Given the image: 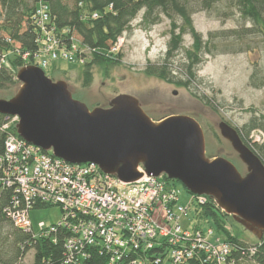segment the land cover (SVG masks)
<instances>
[{
    "label": "built area",
    "instance_id": "obj_1",
    "mask_svg": "<svg viewBox=\"0 0 264 264\" xmlns=\"http://www.w3.org/2000/svg\"><path fill=\"white\" fill-rule=\"evenodd\" d=\"M35 20L44 38L34 65L45 70L58 60L84 63L77 55L85 50L77 41L63 45L53 28L46 30L47 5L38 7ZM253 137L264 140L260 134ZM140 171L144 174L140 180L124 183L95 164L67 163L10 134L0 152V203L3 193L11 194L14 205L4 211L5 216L34 238L57 243L63 235L68 264H86L93 258L104 264H182L196 253H204L207 263L224 264L230 256L229 243L216 238L213 230L205 233L182 225L190 207L179 205L174 181L148 176L142 167ZM194 197L196 206L207 201L205 196ZM45 207H59L62 219L52 226L39 224L36 234L31 213Z\"/></svg>",
    "mask_w": 264,
    "mask_h": 264
},
{
    "label": "trees",
    "instance_id": "obj_2",
    "mask_svg": "<svg viewBox=\"0 0 264 264\" xmlns=\"http://www.w3.org/2000/svg\"><path fill=\"white\" fill-rule=\"evenodd\" d=\"M219 1L222 0H32L30 5H26L21 0H0V21H3L0 25V92L18 86V71L26 64L36 63L35 56L40 52V39L44 38V32L35 16L42 3L49 8L50 22L46 30L53 28L63 45L70 47L77 41L85 50L77 55L84 61L81 67L84 87H90L93 82V67L110 68L122 63V48L116 51L113 48L119 45L125 33L132 30V22L144 12L140 23L144 29L160 24L162 18L172 21L165 57L157 64L147 66L144 73L167 84L188 89L193 97L217 112L213 100H205L191 91L198 85L196 69L203 63V57L213 55V50L232 52L236 47L233 39L244 41L252 34L261 37L264 50V0H227L240 15V20L251 25L249 28L213 32L206 41L196 32L192 21L193 14L200 11L196 4L200 3L201 10H210ZM94 15L97 17L94 18ZM175 18L183 22L181 26L175 22ZM185 35L192 37L193 45L185 50V64L180 66V73L176 75L177 67L173 59L182 49ZM26 54L28 59L25 60L23 57ZM260 73L256 71L251 77V86L255 89L264 88V76L261 77ZM235 129L244 144L264 163V140L253 142L254 134H260L264 139V115L253 116L242 129ZM10 134L18 136L16 123L12 118L0 115V152ZM3 196L0 203V264H22L31 249L35 251L33 264H68L64 236L59 235L58 242L54 243L50 238H34L16 228L4 214L14 205L11 194L3 193ZM194 214V231L202 230V223L213 221L218 232L227 236L224 242L230 244L231 251L224 264H264V240L249 244L231 234L221 218L228 216L212 200L207 198L204 205H197ZM196 255L182 264H214L205 262L207 256L204 253ZM86 264L104 263L101 259L93 258Z\"/></svg>",
    "mask_w": 264,
    "mask_h": 264
},
{
    "label": "water",
    "instance_id": "obj_3",
    "mask_svg": "<svg viewBox=\"0 0 264 264\" xmlns=\"http://www.w3.org/2000/svg\"><path fill=\"white\" fill-rule=\"evenodd\" d=\"M14 97L0 99V115L18 118V136L70 164H95L124 183L166 176L195 196H205L237 224L264 240V163L226 122L218 131L241 163L206 157L205 133L189 116L156 123L134 96L119 95L90 110L73 98L66 82L37 66L18 71ZM176 94V92H175Z\"/></svg>",
    "mask_w": 264,
    "mask_h": 264
},
{
    "label": "rangeland",
    "instance_id": "obj_4",
    "mask_svg": "<svg viewBox=\"0 0 264 264\" xmlns=\"http://www.w3.org/2000/svg\"><path fill=\"white\" fill-rule=\"evenodd\" d=\"M21 1L26 5L32 2V0ZM196 5L200 11L193 14L192 21L194 29L205 41L213 32L239 31L251 26L240 20V15L227 0L219 1L214 5V9L210 10H201L200 3ZM143 14L144 12H141L138 15L131 24L132 30L122 37L119 46L122 48V63L110 68L93 67V82L90 87L83 86L81 73L83 64L80 62L58 60L52 68L45 69L47 77L54 81L66 82L73 98L84 103L90 110L108 107L110 101L119 95H130L140 100L144 111L156 123L171 116H189L200 124L205 133L206 157L210 160L219 157L227 159L245 175L246 167L229 143L221 138L218 125L224 121L234 128L242 129L253 116L264 115V88L255 89L251 86V77L256 71L261 72V77L264 76V50L261 37L252 34L244 41L233 39L236 46L234 51L222 53L212 49L213 55L203 57V63L196 69L198 85L191 88V91L204 97L205 100H213L218 109L216 112L193 97L188 89L167 84L144 73L147 66L155 65L165 57L172 21L162 18L160 24L151 29H144L140 26ZM174 20L180 26L183 23L178 18ZM2 22L0 21V25ZM0 36H2L1 32ZM183 39L182 49L173 59L174 66L177 67L176 75L180 73V66L185 64V50L193 45L190 35H185ZM20 86L21 84L0 92V99H11ZM256 140L253 138V142ZM174 186L179 193V205L190 207L189 216L182 218L181 223L187 229L193 230L197 200L180 182H174ZM221 218L231 234L237 235L249 244L258 241L231 217L221 216ZM61 219L59 207L39 208L31 213V222L36 234L39 232V224L52 226L59 224ZM208 222L201 224L202 231L206 233L208 230H213L216 238L224 242L227 236L218 232L213 221ZM34 255L35 251L31 249L21 263L33 264Z\"/></svg>",
    "mask_w": 264,
    "mask_h": 264
}]
</instances>
